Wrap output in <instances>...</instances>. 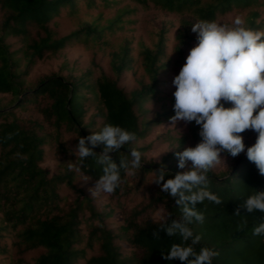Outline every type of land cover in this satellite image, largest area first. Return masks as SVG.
<instances>
[{
    "label": "trees",
    "instance_id": "obj_1",
    "mask_svg": "<svg viewBox=\"0 0 264 264\" xmlns=\"http://www.w3.org/2000/svg\"><path fill=\"white\" fill-rule=\"evenodd\" d=\"M235 15L264 28V0H0V264H183L161 257L179 237L152 213L164 206L170 221L179 206L150 183L151 170H186L174 152L199 140L194 122L169 119L191 25ZM104 123L136 136L110 159L118 164L136 147L143 164L132 176L121 170L112 193L91 197L96 157L84 158L88 179L69 165L78 137ZM241 135L249 146L256 133ZM221 156L207 185L221 203L197 205L195 247L217 250L213 264H264V237L251 234L264 212L242 206L264 191V175L243 151Z\"/></svg>",
    "mask_w": 264,
    "mask_h": 264
},
{
    "label": "clouds",
    "instance_id": "obj_2",
    "mask_svg": "<svg viewBox=\"0 0 264 264\" xmlns=\"http://www.w3.org/2000/svg\"><path fill=\"white\" fill-rule=\"evenodd\" d=\"M191 31L195 33V42L171 82L174 114L169 119L172 126L178 121L194 122L199 140L194 146L174 152L179 169H186L190 162L186 170L172 174L163 164L151 170L150 183L175 197L179 206V214L170 221L172 213L164 206L156 207L152 219L168 236L179 237V242L161 251L163 259L213 264L218 251L206 245L197 250L201 234L190 227L194 221L204 220L198 204L205 200L221 203L220 197L207 187L208 173L223 160L221 153L235 157L243 151L259 174L264 175V28H251L241 15H235L230 22L198 19ZM249 129L256 136L246 146L241 133ZM135 139L134 132L109 123L78 137L72 153L75 159L69 167L88 179L82 172L84 158L95 156L101 169L89 189L91 197L112 193L121 183V170L132 176L141 168L142 153L136 147H129L126 158L118 164L109 157V153L125 148ZM98 145L103 147L97 154L93 149ZM242 206L247 212H264V191L253 190ZM251 234L264 237V222L254 225Z\"/></svg>",
    "mask_w": 264,
    "mask_h": 264
}]
</instances>
